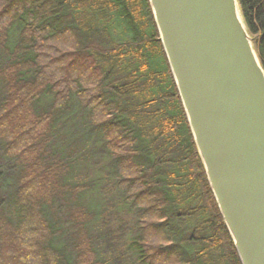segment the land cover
Wrapping results in <instances>:
<instances>
[{
  "label": "trees",
  "instance_id": "16d2710c",
  "mask_svg": "<svg viewBox=\"0 0 264 264\" xmlns=\"http://www.w3.org/2000/svg\"><path fill=\"white\" fill-rule=\"evenodd\" d=\"M238 3L264 68V0ZM0 155V264H119L83 202L104 181L138 264H241L149 0H0Z\"/></svg>",
  "mask_w": 264,
  "mask_h": 264
},
{
  "label": "water",
  "instance_id": "95a60500",
  "mask_svg": "<svg viewBox=\"0 0 264 264\" xmlns=\"http://www.w3.org/2000/svg\"><path fill=\"white\" fill-rule=\"evenodd\" d=\"M241 264H264V68L238 0H149Z\"/></svg>",
  "mask_w": 264,
  "mask_h": 264
},
{
  "label": "rangeland",
  "instance_id": "374dc122",
  "mask_svg": "<svg viewBox=\"0 0 264 264\" xmlns=\"http://www.w3.org/2000/svg\"><path fill=\"white\" fill-rule=\"evenodd\" d=\"M100 164L99 160H95L91 164L82 165L79 171L81 179L88 180L98 177ZM3 170L6 171V167L0 155V171ZM108 183L105 184L104 181L96 189L87 192L83 198L85 204L100 211L95 223L91 225L92 233L100 235L101 244L104 245L102 251L106 256L121 259L119 264H138L136 258L128 250V244L136 229L133 213L124 208L118 199L116 190L111 183ZM123 254H126L127 260H123Z\"/></svg>",
  "mask_w": 264,
  "mask_h": 264
}]
</instances>
